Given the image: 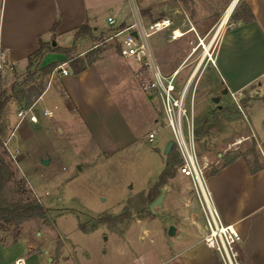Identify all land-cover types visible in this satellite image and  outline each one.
I'll use <instances>...</instances> for the list:
<instances>
[{
  "label": "rangeland",
  "instance_id": "1",
  "mask_svg": "<svg viewBox=\"0 0 264 264\" xmlns=\"http://www.w3.org/2000/svg\"><path fill=\"white\" fill-rule=\"evenodd\" d=\"M96 1L104 17L111 11L116 21L121 19L116 9L121 7H125V20H136L134 9L137 20H143L144 25L153 18L167 16L181 20L187 15L203 40L205 49L214 32L208 31L210 25L219 24L231 0H136L137 3L153 2L142 8L144 13L137 9L135 0H131L132 4L130 0ZM243 2L237 1L222 28L230 24ZM113 31L105 27L94 40L95 49L90 52L107 48L119 55L116 39L109 38ZM146 41L163 73L170 74L178 68L176 88H180L196 69L184 104L188 116L190 111L192 113L196 151L205 185L208 173L226 160L241 153L253 160L256 152H253L255 143L250 130L236 127L238 116L247 125L238 112L242 99L251 96L239 92L235 94L237 100H234L229 94L222 93L218 82L212 77V73L213 76L217 74L214 64L210 56L204 54L203 47L198 46L199 39L195 34L169 42L166 31H160ZM216 41L209 47L212 58ZM121 59V68L129 72L132 79L118 93L122 99L117 111L120 115L108 105L106 108L100 105L98 112H95L94 122H87L95 130L98 140L90 138L84 124L72 121L71 116L65 119L60 107L53 110L51 117L44 116L41 111L47 104L45 97L36 108L39 121L36 123L37 129L33 131L40 152H33L27 143L13 150L15 139L21 137V132L15 130L16 123H13L19 105L9 99L2 112L1 121L5 124L4 134L1 135L3 148L9 153L14 172L6 196L8 199H36L55 220L53 224H46L43 219H25L19 225L18 238H37L36 233L41 232L44 239L53 238L57 245L58 240L62 242L65 239L61 234H65L68 243L75 247L79 264L160 262L170 253L174 243L175 233L172 236L167 234L169 225H174L175 232H182L188 229L189 217L205 223L198 191L192 179L182 174L178 166H174V174L165 183H158V177L165 167V141H173L174 137L158 93L142 88L144 70L131 58ZM34 64L35 60L31 67L36 70L35 82L45 81L47 75L42 71L37 72L38 66ZM16 71L22 74L25 65H18ZM25 78L26 75L22 78L12 75L3 89L5 95L12 93V86H15V91L27 88L34 82H24ZM214 96L219 97L218 102L211 99ZM11 101L16 103V108L9 105ZM262 103L261 98H254L249 107H242L241 110L247 115L253 107ZM152 130L156 131V135L149 140L148 133ZM183 131L187 136L185 121ZM12 132L16 134L9 141ZM247 133L249 136L243 139V134ZM174 145L173 141L169 152L174 151L180 158L179 150ZM39 155L49 159V163L43 164ZM165 185L167 189L162 204L152 212L149 205ZM79 222L87 232L79 229ZM14 230L13 224L0 221V242L10 243ZM179 241L186 242L183 238Z\"/></svg>",
  "mask_w": 264,
  "mask_h": 264
},
{
  "label": "crops",
  "instance_id": "2",
  "mask_svg": "<svg viewBox=\"0 0 264 264\" xmlns=\"http://www.w3.org/2000/svg\"><path fill=\"white\" fill-rule=\"evenodd\" d=\"M243 1L253 13V19L244 21L234 16L225 28H222L223 25L217 28L219 24L210 25L208 31L214 32L209 41L212 44L217 39L214 58L211 55L210 60L217 71L215 76L212 73V77L218 82L221 91L227 88L225 95L229 94L228 90L235 94L240 92L241 95L248 93L251 98L242 99V107L245 108L249 107L254 98H261L263 101L247 115L239 107L238 113L242 114L247 125L239 116L236 120L238 129L250 130L255 143L257 163L255 166L254 160H250L248 156L238 155L230 163L208 173L206 184L223 222L232 225L240 234L238 250L241 263L264 264V0ZM130 2L132 4L131 0ZM135 2L137 9L141 10L153 3ZM99 7L96 0H0V52L4 61V67L0 69V90L5 89L6 82L12 75L19 78L26 75L31 56L38 66L37 72L46 71L51 64H61L69 73L63 75L59 69L54 68L49 71L44 89L36 99V107L46 97L45 107L53 110L60 107L62 116H71L72 121L84 124L94 141L98 140L95 130L87 122H94L95 112H98L100 105L105 108L108 105L117 113L122 101L118 93L128 86L132 76L121 68V58L125 57L107 48L98 50L93 61L77 74L73 73L69 60L82 58L87 62V52L95 49L94 40L105 27L107 30H115L139 21L134 9L136 20H125V7H121L116 9L121 16L120 21L115 20V26H109L107 18H114L113 12L106 13L104 17ZM152 20L146 22V25ZM84 24L91 27V35L75 38V32ZM53 41L55 45L52 44ZM40 42L48 47L40 57L35 58L33 54L39 49ZM117 45L119 49L118 42ZM64 49L70 51L66 52ZM22 64L25 65V71L18 74L16 67ZM175 71L177 74L178 68ZM256 84L257 87L254 86ZM9 105L16 108L14 101ZM17 120L13 116V123H17ZM36 125L28 121L15 125V130L21 132V137L15 139L13 150L27 143L33 152H40V146L33 137V131L38 127ZM15 134L16 132L9 141ZM247 136L249 133L243 134V139ZM38 157L40 160L43 156ZM188 223L186 231L174 232L173 246L164 260L148 264H222L218 254L203 242L205 223L192 217H189ZM61 235L65 239L58 248L53 238L44 239L41 232L36 233L37 238L20 237L16 242H0V264H9L18 257H24L26 264H79L75 247L68 243L65 234ZM182 238L186 240L185 243L179 241ZM122 264L146 262L125 261Z\"/></svg>",
  "mask_w": 264,
  "mask_h": 264
},
{
  "label": "built area",
  "instance_id": "3",
  "mask_svg": "<svg viewBox=\"0 0 264 264\" xmlns=\"http://www.w3.org/2000/svg\"><path fill=\"white\" fill-rule=\"evenodd\" d=\"M107 23L109 26H115L116 21L113 17L109 16ZM133 31L137 33L136 36L132 34ZM160 31H166L168 41H176L189 34H195L199 39L198 46L201 45L204 49V42L200 39L192 20L187 15L180 21L167 16L160 17L147 25L138 21L126 28H116L109 35V38H114L119 43L118 52L121 56L131 58L144 70L145 75L143 76L142 88L147 91H156L160 97L164 116L167 119L174 137L173 141L182 159L178 170L192 179L198 191V201L205 221L203 242L218 254L222 264H242L238 250V244L241 240L240 234L232 225L223 222L219 211L212 201L210 191L205 185L203 171L198 162L192 113L190 111V116H188V110L184 104L193 73H191L187 81L180 88H176V71L170 74H165L161 71L155 62L153 50L146 41L149 36ZM119 35L120 37L118 38ZM3 67L4 61L0 52V69ZM54 69H59L63 75L69 73L68 69L61 64L57 65ZM257 91L260 92V89ZM228 92L236 100L235 92L230 90ZM191 99H193V94ZM36 103L37 101L35 100L29 105L18 106L16 110L18 119L16 125L24 121L32 123L39 121V116L36 113ZM41 112L47 117H51L54 113L53 109L45 106ZM184 121L186 122L187 136H185L183 131ZM13 134L12 132L11 135ZM155 135V130L150 131L148 139L152 140ZM201 183L205 188L206 194H201L198 188V184ZM9 264H26V261L24 257H18Z\"/></svg>",
  "mask_w": 264,
  "mask_h": 264
},
{
  "label": "trees",
  "instance_id": "4",
  "mask_svg": "<svg viewBox=\"0 0 264 264\" xmlns=\"http://www.w3.org/2000/svg\"><path fill=\"white\" fill-rule=\"evenodd\" d=\"M144 13V10L142 11ZM235 17H238L239 19H242L244 21H250L253 19L254 15L249 10V8L243 4L241 5V8H239L235 14ZM233 16V17H234ZM158 19V18H156ZM153 19L152 21L156 20ZM122 27V26H121ZM91 35V27L84 24L80 26L77 31L75 32V38H78L80 36H87ZM48 47L47 44L40 42L39 49L34 52L33 57L38 58L42 55L44 49ZM72 49V47L70 48ZM70 49H64L66 52L70 51ZM98 52V50L94 52H90L88 54V60L87 62L84 61L82 58H71L69 60V65L73 71V73L77 74L83 71L86 67V64L93 61L95 54ZM33 65V59L32 56L29 57V63L27 67L26 72V78L24 82L28 81H34L32 82L27 88H20L18 90H15V86H12V93L10 95H5V90H0V221L7 223V224H13L14 225V235L11 242H16L18 240V228L19 225L28 218H38L45 220L46 224H53L54 218H51L49 216V211L47 208H45L42 204L38 202L36 199H30V200H23L22 198L17 199H8L6 196V190L8 187L9 181H11L14 172L12 169L11 159L8 158L9 153L3 148L4 142L2 139V134H4L5 131V124L1 121L2 119V112L8 102L9 99L15 100L18 105H29L33 103L42 93L45 85V81H36L34 78V74L36 70H32ZM56 65L51 64L49 65V68L43 72V74L47 75L51 69L55 68ZM176 148V144L174 145ZM253 152H255V147H253ZM240 155H244L241 153ZM238 156V155H236ZM236 156L226 160L221 166H224L228 163H230ZM245 156V155H244ZM255 162V166L257 163V157L254 156L253 158ZM182 159L177 158V154L174 151H170L166 155L165 160V167L163 171L160 173L158 177V183H165L168 177L172 176L174 174V166H179L181 164ZM256 169V167H255ZM100 218V217H98ZM97 221V220H96ZM100 221V220H98ZM79 229H81L84 232H87L88 230L85 229L84 225L82 223H78ZM60 240H58L57 248L61 246Z\"/></svg>",
  "mask_w": 264,
  "mask_h": 264
},
{
  "label": "water",
  "instance_id": "5",
  "mask_svg": "<svg viewBox=\"0 0 264 264\" xmlns=\"http://www.w3.org/2000/svg\"><path fill=\"white\" fill-rule=\"evenodd\" d=\"M236 1H237V0H235V4H236ZM235 4H234V6H235ZM234 6H233V7H234ZM132 34H133L134 36L137 35V33H136L135 31H133ZM52 44L55 45V41H53ZM195 71H196V70H195ZM195 71L193 72V74L195 73ZM226 92H227V88H225V89L222 91L223 94H225ZM211 99H212L214 102H218L219 97H218V96H214V97H212ZM219 107H220V106H219ZM172 145H173V141H172V140H169V141L167 142V144H166L165 154H168V152H169L170 148L172 147ZM49 161H50L49 159H41V162H42L43 164H48ZM166 189H167V186L165 185V186L163 187V189L161 190L160 194H159V195H158V196H157V197H156V198L150 203L149 208H150V210H151L152 212H154L155 209H156L158 206H161V204H162V200H163V198H164V196H165V193H166ZM174 232H175V227H174V225H169V227H168V229H167V234L170 235V236H172V235L174 234Z\"/></svg>",
  "mask_w": 264,
  "mask_h": 264
},
{
  "label": "bare ground",
  "instance_id": "6",
  "mask_svg": "<svg viewBox=\"0 0 264 264\" xmlns=\"http://www.w3.org/2000/svg\"><path fill=\"white\" fill-rule=\"evenodd\" d=\"M234 4H235V0H231L229 2V4L227 5V7L225 8V11H224V13H223V15L221 17V20H220L219 25H218L217 28H220L226 22L229 14L232 11V8H233ZM210 45H211V41L207 45H205V49H204V54L205 55L208 54V56H211V55H209V51H210L209 50V47H210ZM198 188H199L201 194H206L205 188H204V186H203L202 183L201 184H198Z\"/></svg>",
  "mask_w": 264,
  "mask_h": 264
}]
</instances>
